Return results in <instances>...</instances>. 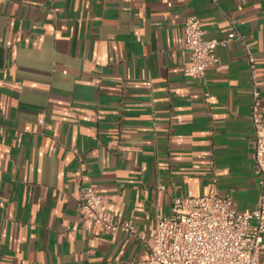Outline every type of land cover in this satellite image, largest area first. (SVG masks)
I'll list each match as a JSON object with an SVG mask.
<instances>
[{"label":"crops","instance_id":"obj_1","mask_svg":"<svg viewBox=\"0 0 264 264\" xmlns=\"http://www.w3.org/2000/svg\"><path fill=\"white\" fill-rule=\"evenodd\" d=\"M233 43L185 75L184 22ZM253 79L264 119V0H0V264H141L146 246L86 227L80 189L153 235L173 200L260 198ZM264 262V248L261 251Z\"/></svg>","mask_w":264,"mask_h":264},{"label":"built area","instance_id":"obj_2","mask_svg":"<svg viewBox=\"0 0 264 264\" xmlns=\"http://www.w3.org/2000/svg\"><path fill=\"white\" fill-rule=\"evenodd\" d=\"M228 39L206 38L204 24L196 16L185 19L183 49L190 64L185 75L204 81L207 71L221 63L220 53L233 43L247 52L249 70L256 73L255 58L245 37L234 26ZM261 93L253 79L252 123L255 133V173L260 177V198L252 210L239 211L230 194H220L216 181L212 193L173 200L169 215H158L152 236L139 233L134 219L114 215L96 187L80 189L81 213L86 227H100L108 234L124 233L140 240L148 250L141 264H264V119Z\"/></svg>","mask_w":264,"mask_h":264}]
</instances>
